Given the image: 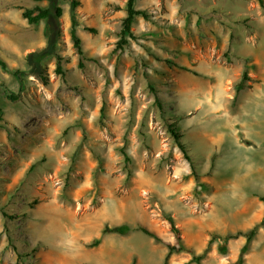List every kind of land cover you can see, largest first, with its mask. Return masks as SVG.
Listing matches in <instances>:
<instances>
[{"label":"rangeland","instance_id":"obj_1","mask_svg":"<svg viewBox=\"0 0 264 264\" xmlns=\"http://www.w3.org/2000/svg\"><path fill=\"white\" fill-rule=\"evenodd\" d=\"M77 1L84 55L71 37V0H60V38L41 77L26 57L46 46V22L22 12L48 0H0V264H162L175 243L168 217L203 264H238L246 236L222 237L254 228L242 264H264L259 0H137L147 17L136 16L122 50L126 0ZM123 223L161 240L102 233ZM191 258L174 253L169 263Z\"/></svg>","mask_w":264,"mask_h":264},{"label":"trees","instance_id":"obj_2","mask_svg":"<svg viewBox=\"0 0 264 264\" xmlns=\"http://www.w3.org/2000/svg\"><path fill=\"white\" fill-rule=\"evenodd\" d=\"M38 1V0H37ZM60 0H48V6L46 8L42 7H35V8H24L22 15L27 21L31 24H38L40 21L44 20L46 22V34H47V44L46 46L39 50V51H33L29 53L26 57L27 63L30 65L32 72H37L41 77L45 76L43 73L44 69L42 67L41 60L44 56L49 54H54L56 52V44L60 38V22L59 18L63 14L62 7L59 4ZM136 2L137 0H126L125 2V11L126 15L122 19V26L119 33V39L116 42V48L115 50H122L125 48L126 45L129 43V38H134V33L132 30V26L134 23V20L136 16L141 15L143 17H147V13L143 9L136 8ZM259 3L261 7L264 8V0H259ZM79 2L77 0H71L70 7H71V13H70V19H71V37L74 41V45L77 49V52L79 56H83L84 52L81 46V39L77 35V27L79 26V23L76 18V8L78 6ZM36 12V13H35ZM85 30L94 31V29L89 27H84ZM80 67H83V63L80 61L79 63ZM58 73H61L60 65L58 64L56 68ZM15 76L20 77L22 74L15 70L14 71ZM246 80H248L247 73L244 72L242 75L241 80L238 83L237 90L243 89L246 87ZM13 98H16L14 95H12ZM156 102L160 103V98L158 95H156ZM2 109L0 108V115H1ZM1 118V117H0ZM168 130L171 133V136L173 137L175 143L183 153L184 157L191 163L193 166L192 158L190 157L189 151L187 146L182 142V135L178 132V130L175 127L174 123L169 124ZM119 152L123 155L124 160L127 164L132 163L133 159L131 155L126 150V146L122 145L119 147ZM100 160L99 169H103L102 167V160ZM71 169V168H70ZM69 169V170H70ZM128 170V178L132 173V170L130 167L127 168ZM127 178V180H128ZM261 199L264 201V197H261ZM167 228L170 232H172L175 236V243H167V253L164 257V261L162 264H170V258L174 253L179 252H188L192 254V258L190 261L186 262L185 264H190V262H195L197 264H203L202 258L203 254H196L193 248L185 245L183 243L180 229L176 227L174 220L172 217L167 218ZM140 230L146 235L153 237L155 240L160 241V237L148 229L147 227L143 225H137L135 227L131 226L130 224L123 223L120 225H116L113 227L105 226L102 230V233H108V232H117L119 234L125 235L129 233L132 230ZM255 234V229H251L247 233L238 232L233 235H227L226 237H222V240L225 241L228 238H234L239 235H245L246 236V242L241 248L240 255L238 258V264H242L244 260V254L248 250L249 243L252 239V237ZM214 238V236H213ZM213 238L209 240V244L212 242ZM100 243V239H94L93 242H91V246H97ZM222 252H225V247H220ZM132 264H135L133 261Z\"/></svg>","mask_w":264,"mask_h":264},{"label":"bare ground","instance_id":"obj_3","mask_svg":"<svg viewBox=\"0 0 264 264\" xmlns=\"http://www.w3.org/2000/svg\"><path fill=\"white\" fill-rule=\"evenodd\" d=\"M234 127V126H233ZM225 129H226V127H225ZM229 219H231V218H229ZM262 257H264V252H262L261 254H260V258L261 259H263Z\"/></svg>","mask_w":264,"mask_h":264}]
</instances>
